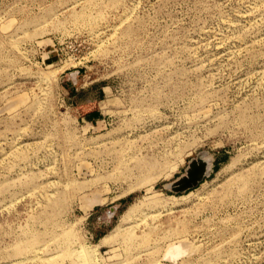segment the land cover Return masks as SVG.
I'll list each match as a JSON object with an SVG mask.
<instances>
[{"label": "rangeland", "instance_id": "1", "mask_svg": "<svg viewBox=\"0 0 264 264\" xmlns=\"http://www.w3.org/2000/svg\"><path fill=\"white\" fill-rule=\"evenodd\" d=\"M0 264H264V0H0Z\"/></svg>", "mask_w": 264, "mask_h": 264}, {"label": "water", "instance_id": "2", "mask_svg": "<svg viewBox=\"0 0 264 264\" xmlns=\"http://www.w3.org/2000/svg\"><path fill=\"white\" fill-rule=\"evenodd\" d=\"M208 172V162L203 155H199L192 159L185 171V175L181 176L169 188L174 193H184L195 188L206 176Z\"/></svg>", "mask_w": 264, "mask_h": 264}, {"label": "trees", "instance_id": "3", "mask_svg": "<svg viewBox=\"0 0 264 264\" xmlns=\"http://www.w3.org/2000/svg\"><path fill=\"white\" fill-rule=\"evenodd\" d=\"M92 114L93 113L91 112V113H88L87 115H84V116H85L86 119L90 120L93 117Z\"/></svg>", "mask_w": 264, "mask_h": 264}]
</instances>
